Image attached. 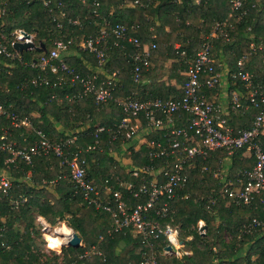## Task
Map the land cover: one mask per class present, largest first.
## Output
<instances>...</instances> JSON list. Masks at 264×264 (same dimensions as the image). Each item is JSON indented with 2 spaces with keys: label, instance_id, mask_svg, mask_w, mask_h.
I'll return each mask as SVG.
<instances>
[{
  "label": "trees",
  "instance_id": "16d2710c",
  "mask_svg": "<svg viewBox=\"0 0 264 264\" xmlns=\"http://www.w3.org/2000/svg\"><path fill=\"white\" fill-rule=\"evenodd\" d=\"M3 1L9 7V12L0 16V28L6 34L16 28L33 33L35 45L43 43L45 50L27 48L14 58L0 55V103L11 113L28 116L32 125L41 129L52 141L79 133L80 138L75 143L85 147L97 139L98 143L93 149L82 150L79 155L87 162L88 176L101 190L106 184L118 187L119 181H133L138 185L141 174L133 175V169L152 162L156 167L161 165L162 158L150 160L151 146L148 141L162 139V133H149L146 141L137 149L126 140L124 144L131 146V162L128 167H123L116 156L120 150V136L112 138L123 115L117 103L113 99L97 103L91 94L78 96L80 84L77 81L65 78L61 83L53 84L59 73L51 72L48 67L33 65L37 56L47 52L55 40L72 38L69 51L74 53L66 60L82 74L93 72L83 59L93 57L94 65L97 64L96 58L88 50L82 49L80 42L98 31L100 15L110 23L125 25L127 35L136 36L140 43L154 41L156 47L150 51V65L142 69L140 79L135 81L131 75L132 59L128 54L138 48L126 40H120L123 47L115 46L113 37H110L105 47L103 70L117 71L119 83L114 94L121 97L135 92L141 98L179 95L180 89L161 80L164 73L160 72L162 65L157 62L177 57L178 60L171 64L168 76H175L177 81L183 83L185 75L177 70L186 66L205 41L211 43L212 51L217 53L222 50L228 71H235L238 57L247 55L244 68L253 74L255 82L264 81V0H242L241 9L245 12L240 17L228 16L230 0H50L49 6H45L43 0ZM61 9L65 16L61 15ZM190 16L202 20L197 24L188 23ZM68 18L76 19L78 24L69 22ZM225 20L228 39L220 34L208 36L214 23ZM56 21H60L62 27H57ZM176 42L181 45L174 47ZM39 75L46 76L49 82H30L32 77ZM147 79L148 82L145 81ZM228 80L231 89L245 91L238 79L229 77ZM213 89L202 87L201 91L208 96ZM53 94L60 98H52ZM257 110V107L251 106L242 111H233L231 125L235 128L250 127ZM179 124H184V120L181 119ZM97 125L104 129L97 132ZM3 130H6L7 139H14L18 145L29 144L34 137L30 129L12 125L6 116L0 120V132ZM23 136H28V139L23 140ZM75 148L74 143L67 147L68 150ZM246 149L243 146L233 151L225 175L215 179H211V172L227 151L215 149L205 159L196 158L195 166L187 171L189 179L185 186L177 191L175 197L168 199L172 210L159 219L162 223L177 226L180 238L191 250V256L179 264H264V228L250 233L238 231L242 223L251 217L264 219L261 204L258 202L255 205V201L242 206L228 204L227 197L219 192L225 181L231 179L236 183L240 171L254 164L255 156L249 148L250 154L243 155ZM7 157H11V153L0 151V168L5 169L12 179L9 192H0V264H43L35 241L39 232L34 222L35 215L42 216L50 224L65 220L80 235L83 245L62 248L65 263L77 260L85 264H138L142 259L144 248L139 237L130 228L108 232L112 223L110 213L83 199L69 179L67 167L59 165L57 156L33 155L30 162L20 157L5 162ZM122 190L123 199L130 205L137 202L126 189ZM103 196L104 200L114 201L111 194ZM22 197L24 201H18L17 205L12 203ZM209 197L214 198L213 203L208 200ZM200 219L204 221V232L198 228ZM221 230L227 231L230 238L220 235ZM189 235L191 238L187 239ZM2 241L9 244V248L3 247ZM164 246L162 240L154 241L161 264H178L180 261L175 256L160 254ZM91 247L96 252L79 257ZM124 247L126 251L122 254ZM57 257L53 252L45 259L51 261Z\"/></svg>",
  "mask_w": 264,
  "mask_h": 264
},
{
  "label": "built area",
  "instance_id": "2783aa9c",
  "mask_svg": "<svg viewBox=\"0 0 264 264\" xmlns=\"http://www.w3.org/2000/svg\"><path fill=\"white\" fill-rule=\"evenodd\" d=\"M134 2H138V0ZM43 3L45 6H49L50 0H43ZM230 3L229 17H240L244 14L245 10L241 9L242 0H230ZM59 4L62 5V3ZM8 12L9 7L6 2L0 1V16ZM60 13L65 16L62 9ZM100 18L101 23L98 31L83 39L80 42L81 48L88 50L96 58L97 65L103 69L105 47L110 37H113V44L119 47H123L120 40L131 42L138 48L128 54L132 59L131 75L135 81H138L142 69H147L150 65V51L156 47V43L154 41L140 43L136 36L127 35L125 25L118 22L110 23L102 15ZM53 19L55 20V18ZM68 21L78 24L76 19L68 18ZM56 25L59 28L62 27L60 21H56ZM225 26L226 20L217 22L215 32L217 35L220 34L228 39L229 35ZM25 32L22 28H16L6 34L0 28V55L9 58L18 57L19 52L13 48L12 43L16 40L33 41L34 35L29 33V37H26ZM72 41V38L55 40L47 52H41L37 56L33 65L40 68L48 67L51 72L59 73L53 84L61 83L65 78L72 82L77 81L80 84L78 96L91 94L97 103L113 99L123 111V115L112 138L120 136L121 144L127 140L134 149H137L134 143H143L141 140L145 139L146 141V135L149 133H162V139L148 141L151 146L149 150L150 160L162 158L161 165L156 167L152 162L141 168L133 169V175L141 174V182L138 185L133 181H119L118 187L113 188L106 184L101 190L94 179L88 176L87 162L84 157L79 155L82 150L93 149L98 143L97 139L85 147L75 143L80 138L81 134L79 133L52 141L46 137L41 129L32 125L28 116L20 117L16 113H11L9 108L0 103V120L5 116L9 117L12 125L23 126L27 130L30 129L34 134L29 144L18 145L14 139H7L6 130L0 132V151L11 153V157H7L5 162L13 161L15 157L30 162L33 155L53 154L57 156L59 165L67 167L68 177L75 184L76 190L81 193L83 199L110 213L112 223L108 232L130 228L139 237L144 249L142 259L138 264H161L157 249L154 248V241L158 239L165 243L161 249L164 254L181 256L183 262L191 255V250H182L185 244L180 238L178 227L169 222L162 223L159 218L165 217L172 210L168 199L175 197L177 191L185 186L189 179L187 171L195 166V159H205L212 150L224 149L231 155L237 148L246 146L252 151L255 156L254 164L250 168L240 171L236 183L231 181L223 183L219 192L223 197H227L228 204L242 206L255 201V205H258V202L261 204V210L264 212V81L255 82L253 74L244 68L247 55L238 57L236 70H230L226 73L227 78L238 79L245 89L244 92L231 91V103L227 102L222 105L210 100L201 91L202 87H215L221 81V73L215 64L209 41L203 42L195 55L187 61L184 70L185 80L181 85L179 95H172L167 98L159 96L141 98L135 92L121 97L114 94L119 83L116 70H104L103 78H101L102 75L96 71L82 74L67 62L66 55L70 50ZM30 82L33 84L48 83L49 80L46 76L39 75L32 77ZM51 97L60 98L56 94ZM239 98H242L243 101L241 102ZM251 106L257 107L258 110L250 127L235 128L230 125L228 114L231 110L241 111ZM181 119L184 120L182 125L179 124ZM103 129V126L97 125L95 130L100 132ZM27 139L28 136H23V140ZM71 143H74L76 148L68 150L67 147ZM202 168L206 169L205 166ZM213 174L217 175V172L214 170ZM11 187V177L5 169L0 168V192L7 194ZM122 188L128 191L129 196L137 200L135 204L130 205L123 199ZM106 194H111L114 201L104 200L103 195ZM24 200L25 198L22 197L21 200H13L12 203L17 205L18 201ZM208 200L214 202L213 197H209ZM57 222H59L58 226H53L40 215L35 218L39 233L43 239L45 238L46 249H50L58 256L56 260L52 259L50 264H83L77 260L68 263L62 260V248L69 246L67 245L68 240L75 231L65 220ZM63 226L71 229L70 234L59 231ZM169 228L178 234V243L181 245L179 249L175 248L167 239ZM198 228L200 232L205 230L201 219L198 220ZM259 228H264V219L254 216L242 223L238 231L239 233H250ZM47 235L59 236L61 240H65L67 243L61 244L58 251L53 250L48 246ZM189 238L191 236L187 237V239ZM1 245L5 248L10 246L4 241L1 242ZM167 245L172 246V248L167 249ZM178 251L180 255L177 254ZM94 252H96L94 247H91L79 257ZM40 258L41 261L44 260L42 257Z\"/></svg>",
  "mask_w": 264,
  "mask_h": 264
},
{
  "label": "crops",
  "instance_id": "0c3cea01",
  "mask_svg": "<svg viewBox=\"0 0 264 264\" xmlns=\"http://www.w3.org/2000/svg\"><path fill=\"white\" fill-rule=\"evenodd\" d=\"M198 2V0H196ZM104 7V5H102ZM107 11H111L110 9H107ZM202 20V18H196V17H193V16H190L189 19L187 20L188 23H192V24H197L199 23L200 21ZM219 22V21H218ZM217 23V22H216ZM216 23H214L211 27V31L209 33L208 36L210 37H215L217 36L216 32H215V25ZM149 42V41H148ZM181 45V43L179 42H176L174 44V47H179ZM71 51H69L66 55V57H69L70 55H72V53H74V51L71 53ZM212 54H213V58H214V61H215V64L217 66V69L218 71H220L221 73V81L219 82V84L214 87L213 91L211 92V94H209L207 97L212 100V101H215V102H219L221 103L222 105H225L226 102H227V96H230V92L231 91H235V92H243L240 90V88H235V89H231V83L230 81L228 80L227 78V71L229 70L227 64H226V58H225V55L223 54L222 50H219L217 53L215 51H212ZM79 57L80 55L77 54ZM177 57H170V58H167L166 60L162 61H158L157 64H161L162 65V70L160 72H163L164 75L162 77L161 80L165 81L166 83L170 84V85H175V87L177 89H180L181 88V85L183 83H180L179 81H177V79L175 78V76H168V72L170 71L169 69L171 68V64L174 63L175 61H177ZM83 62L85 63V65L87 66V68L91 69L92 71H96L100 74H103L104 73V70L97 66V65H92L89 60H84L83 59ZM170 62V65L168 68H166L165 66ZM186 66L183 68V69H178V73L179 74H182L184 75V70H185ZM146 82H148V79L145 80ZM174 95V94H173ZM168 96H172V94H169ZM167 96V97H168ZM235 112L231 111L230 114L228 115V121L231 125V114H234ZM68 133V132H67ZM119 153H120V150H119ZM250 154V151L249 149L247 148L244 152H243V155H249ZM229 156H225L223 157L222 159H220V164L219 165H222L224 164L225 162V158H227ZM230 158V157H229ZM231 161V160H230ZM224 170V169H223ZM222 170V172H223ZM224 174V173H221V175ZM35 216H38V215H35ZM36 218V217H35ZM3 219V218H1ZM35 222V220H34ZM202 223L204 224V221L202 220ZM14 227L18 228V225L17 224H14ZM190 236V235H189ZM188 236V237H189ZM183 249H189L187 247V245L185 244L184 247L182 248ZM190 250V249H189ZM160 254L165 256V257H169V256H175L174 254H164L163 252H161L160 250ZM178 255L179 254V251L177 253ZM191 255L188 256V258L190 257ZM179 261H181L177 256H175ZM179 263V262H178Z\"/></svg>",
  "mask_w": 264,
  "mask_h": 264
},
{
  "label": "rangeland",
  "instance_id": "374dc122",
  "mask_svg": "<svg viewBox=\"0 0 264 264\" xmlns=\"http://www.w3.org/2000/svg\"><path fill=\"white\" fill-rule=\"evenodd\" d=\"M0 1H3V0H0ZM33 34V33H32ZM34 35V34H33ZM89 61H90V63L92 64V65H94V63H95V61H94V58L93 57H90L89 58ZM159 64V63H158ZM97 65V64H96ZM169 65H170V62L165 66L166 68H168L169 67ZM217 86V85H216ZM230 97L231 96H227V102L228 103H231L230 102ZM239 100H241V102L243 101V99L242 98H239ZM226 102V103H227ZM248 109V108H247ZM243 110H245V109H243ZM232 111V110H231ZM230 111V112H231ZM242 111V110H241ZM230 112H229V114H230ZM228 114V115H229ZM142 142H144L145 141V139H143V140H141ZM133 142V141H132ZM134 143V142H133ZM135 145V147L136 148H138L139 147V145L140 144H137V143H134ZM120 146V153L119 152H116V156L119 158V160H120V163H121V165H123V167L125 166V167H128L129 166V163L131 162V156H130V149H129V147H131L128 143H126V144H121V145H119ZM226 156H229L230 157V154H226ZM229 157H227V158H225V162H224V164H223V166L222 165H217L216 167H215V169H213V170H215V172H217V175H214V174H211V179H215V178H218V177H220L221 176V173H224V174H222V177L225 175V171L227 170V167L229 168V164H230V158ZM128 165V166H127ZM224 169V170H223ZM213 170H212V172L211 173H213ZM222 170H223V172H222ZM210 171H211V169H210ZM229 181H231V182H233L231 179H229V180H227V181H225L224 183H226V182H229ZM227 202V201H226ZM58 224H59V222H56V223H54V224H52L53 226H58ZM64 228H67L66 226H63L62 228H60L59 229V231L61 232V233H63V231H61V229H64ZM220 235H222L224 238H226V239H229L230 238V234L227 232V231H225V230H221L220 231ZM49 237H52V236H50V235H47L46 236V238L49 240ZM45 239V238H44ZM44 239H43V237H42V235L39 233V232H37L36 233V236H35V241L37 242V244H38V249H39V251H40V253H41V257L44 259V262H43V264H50V259L49 258H47V259H45V257H49L50 255L52 256L53 255V251H51L50 249H46V247H45V241H44ZM54 239H56L55 237H54ZM125 251H126V247H124L123 249H121V253L122 254H124L125 253ZM49 252V253H48ZM181 261L179 262V263H181L182 261H183V259H182V257L181 256H177ZM178 263V264H179Z\"/></svg>",
  "mask_w": 264,
  "mask_h": 264
},
{
  "label": "water",
  "instance_id": "95a60500",
  "mask_svg": "<svg viewBox=\"0 0 264 264\" xmlns=\"http://www.w3.org/2000/svg\"><path fill=\"white\" fill-rule=\"evenodd\" d=\"M25 35H26V37H29V33L25 32ZM12 46L19 53H21L24 49H27V48H36L38 51L45 50L43 43H40V45H35L34 41H32V40H28V41L16 40L12 43ZM67 245H71V246H75V247L82 245V239H81L80 235H78L77 232H74L72 234V237L68 240ZM166 248L171 249L172 246L167 245ZM83 264H85V263H83Z\"/></svg>",
  "mask_w": 264,
  "mask_h": 264
},
{
  "label": "clouds",
  "instance_id": "9594fccd",
  "mask_svg": "<svg viewBox=\"0 0 264 264\" xmlns=\"http://www.w3.org/2000/svg\"><path fill=\"white\" fill-rule=\"evenodd\" d=\"M61 231L65 232V234H70L71 229L64 228L61 229ZM167 239L175 248L179 249L181 247V245L178 243V234L175 230H172L171 228L168 229ZM49 240V248L57 251L59 250L61 244L67 243L65 240L52 239L51 237H49Z\"/></svg>",
  "mask_w": 264,
  "mask_h": 264
},
{
  "label": "bare ground",
  "instance_id": "6f19581e",
  "mask_svg": "<svg viewBox=\"0 0 264 264\" xmlns=\"http://www.w3.org/2000/svg\"><path fill=\"white\" fill-rule=\"evenodd\" d=\"M63 233H65V232H63ZM50 236H52V237H51L52 239H54V237H55V236H53V235H50ZM55 238H56V239H61L59 236H58V237H55ZM49 243H50V240H49Z\"/></svg>",
  "mask_w": 264,
  "mask_h": 264
}]
</instances>
